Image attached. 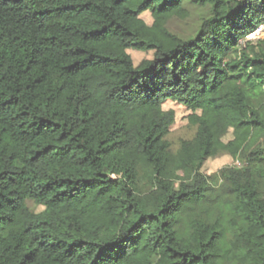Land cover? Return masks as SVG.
<instances>
[{"label": "trees", "instance_id": "trees-1", "mask_svg": "<svg viewBox=\"0 0 264 264\" xmlns=\"http://www.w3.org/2000/svg\"><path fill=\"white\" fill-rule=\"evenodd\" d=\"M261 26L264 0H0V264H264Z\"/></svg>", "mask_w": 264, "mask_h": 264}, {"label": "rangeland", "instance_id": "rangeland-1", "mask_svg": "<svg viewBox=\"0 0 264 264\" xmlns=\"http://www.w3.org/2000/svg\"><path fill=\"white\" fill-rule=\"evenodd\" d=\"M146 21L148 23H152L153 20L149 14H146L144 16ZM172 29L175 32L182 33L184 31H189L191 29V23L189 22H175L171 25ZM262 37L264 38V33L262 34ZM256 38H253V36L249 37L248 40H254ZM130 55L133 58L134 63L138 66L142 61L146 59L151 58V54L149 53H143L138 51H130ZM167 108H174L177 113V122L175 126L172 129V132L169 136V140L172 142L174 149H178L179 144L182 140H189L192 139L195 134V128L191 127L187 120V112L184 108L180 106H176L173 104H169ZM233 166V165H239L238 162H233L231 158H228L226 156H219L214 159L209 160L205 167H204V173L210 175L213 174L220 169L226 167V166Z\"/></svg>", "mask_w": 264, "mask_h": 264}, {"label": "built area", "instance_id": "built-area-1", "mask_svg": "<svg viewBox=\"0 0 264 264\" xmlns=\"http://www.w3.org/2000/svg\"><path fill=\"white\" fill-rule=\"evenodd\" d=\"M264 33V26H261L253 35H251V36H253V38H256V39H258V38H263L262 37V34ZM250 36V37H251Z\"/></svg>", "mask_w": 264, "mask_h": 264}]
</instances>
